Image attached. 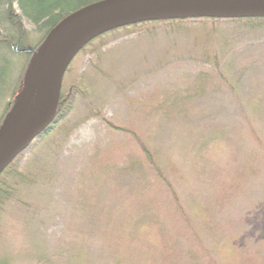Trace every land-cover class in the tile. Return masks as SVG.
<instances>
[{
    "label": "trees",
    "instance_id": "1",
    "mask_svg": "<svg viewBox=\"0 0 264 264\" xmlns=\"http://www.w3.org/2000/svg\"><path fill=\"white\" fill-rule=\"evenodd\" d=\"M102 1L106 0H0V26L6 32L0 38V46L31 56L32 66L54 28L78 10ZM15 3L21 14L14 11ZM24 19L43 34L39 45H25L29 31L24 27ZM193 19L203 20L199 28L189 26L188 21ZM222 20L229 26L236 25L237 31L229 36L221 35L218 26ZM159 24L167 36L176 35L173 46L178 43L175 40L183 39L181 35L187 33L180 41L188 44L183 55L210 65V69L199 72L192 80L184 77L179 94L173 92L147 108L146 120H150L144 128L147 136L142 137L136 128L129 126L128 133L134 136L138 147L137 155L124 163L107 156L99 158L97 153L90 158L80 175L75 219L69 224L67 264H264V256L245 251L248 249L238 237L230 238L226 231L216 227L214 216L216 207L231 206L237 198L245 196L255 180L264 178V75L260 74L258 81L256 76L252 78L255 89L241 91L246 82L244 70L251 63L245 65L243 59L239 63L245 54L243 50H235L241 38L264 35V15L227 19L158 18L96 35L82 45L68 65L56 115L37 142L43 143L53 133L71 127L68 117L75 109L78 96L87 100L91 94L84 79L65 87L66 77L78 56L91 54L101 61L103 48L112 35L127 36ZM198 31L205 33L196 34ZM15 32L17 39L13 36ZM165 57L172 61L178 59L173 50H168ZM236 66H242V70L236 72ZM93 68L106 75L102 68L96 65ZM21 77L31 83L28 72ZM20 88L19 85L0 117L3 133L14 127L32 92L28 86L17 98ZM203 94L212 97L214 105H218L215 108L219 105L223 108L214 109V119L205 121L204 118L191 127L181 123L180 105ZM231 94L234 111L226 101ZM89 108L92 115L104 119L90 104ZM164 131L170 132L171 137L158 140ZM27 149L0 172V264H15L10 251L11 235L15 239L22 234L24 239L28 238L33 230L30 226L40 211L36 194L40 175L49 177L46 162L34 159L22 165ZM242 150L255 155L242 159ZM109 151L106 149V153ZM232 151L239 158L235 162L241 161L234 175L229 177L222 169L218 177H208L212 163L219 157L229 159ZM256 258L259 259L255 263ZM42 264L54 263L46 260Z\"/></svg>",
    "mask_w": 264,
    "mask_h": 264
},
{
    "label": "rangeland",
    "instance_id": "2",
    "mask_svg": "<svg viewBox=\"0 0 264 264\" xmlns=\"http://www.w3.org/2000/svg\"><path fill=\"white\" fill-rule=\"evenodd\" d=\"M13 9L21 14L17 3L13 5ZM202 22L203 20L198 19L188 21L189 26L196 29ZM23 23L29 31V37H25V45H39L43 34L37 32L36 27L28 20L24 19ZM226 23L227 21L222 20L218 26L221 35L229 36L237 31L236 25L229 26ZM162 30L163 25L159 24L156 27H143L127 36L117 33L110 37L109 44L103 48L101 61L96 60L94 55L85 53L75 59L72 72L66 77L65 87L69 88L84 79L91 89V94L87 100L78 96L75 109L68 117L71 127L53 133L43 143L36 141L22 156L23 166L34 159L46 162L49 177L40 175L42 178L36 189L40 211L30 226L33 230L30 232L26 229V232H30L28 238L24 239L22 234L15 239L16 237L11 235L10 251L15 264H42L46 260L54 264H67L69 224L75 219L74 205L80 175L87 168L90 158L97 153L99 158L107 156L112 161L124 163L129 157L137 155L138 147L134 136L128 133L129 126L136 128L142 137L147 136L144 129L150 122L146 120L147 108L156 105L173 92L179 94L178 89L182 88L184 77L188 76L192 80L199 72L210 69V65L193 60L187 57V54L183 55L188 44L186 41L181 44L180 41L185 39L187 33L181 35L183 39L175 40L178 43L173 46L172 39H176V35L167 36ZM147 31L152 33L148 34ZM200 33L205 32H196ZM4 35L5 29L0 26V38ZM13 36L17 39L16 32ZM168 50H173L178 59L172 61L171 58L165 57ZM235 50H243L245 54L244 57L241 55L239 63L242 59L245 65L251 63L243 73L245 85H249H242L244 90L241 91L255 89L252 78L256 76L258 81L260 74L264 75V35H248L241 38L237 41ZM38 52L40 53L41 49ZM225 61L226 59L222 64ZM43 62V58L37 54L31 66V56L26 53H14L7 46H0V117L19 85L21 88L17 96H21L28 86L33 90L38 84ZM93 65L102 68L107 76L94 69ZM239 70H242V66H236L235 71ZM24 72H28L31 83L21 77ZM113 81H117V84ZM119 82H122V85ZM226 101L234 111V96L231 94ZM213 102L211 96L203 94L183 104L184 106L180 105L179 110L183 113L181 123L191 127L197 122H202L204 118L205 121L207 118L214 119V109L220 111L223 106L215 108L217 103L214 105ZM89 104L100 111L104 119L92 115ZM92 112L94 113V110ZM108 122L117 128L111 127ZM3 130L4 125L0 126V136L4 134ZM170 137V132L164 131L158 140H168ZM108 148L110 151L106 153ZM240 152L242 159L253 158L255 155L248 153L249 150ZM235 159H239L236 151L231 152L229 159L225 157L223 160L219 157L218 161L212 163L208 177H218L222 169L232 177L241 162L237 163ZM214 216L215 226L226 231L230 238L238 237L248 249L245 251L252 252L257 257L264 256V178L258 182L255 180L245 196L237 198L231 206L224 204L216 207ZM21 231H24L23 227Z\"/></svg>",
    "mask_w": 264,
    "mask_h": 264
},
{
    "label": "water",
    "instance_id": "3",
    "mask_svg": "<svg viewBox=\"0 0 264 264\" xmlns=\"http://www.w3.org/2000/svg\"><path fill=\"white\" fill-rule=\"evenodd\" d=\"M256 15H264V0H106L71 14L46 38L38 53L44 60L40 80L14 127L0 136V172L33 145L54 119L66 69L91 38L125 25L158 18L227 19Z\"/></svg>",
    "mask_w": 264,
    "mask_h": 264
}]
</instances>
